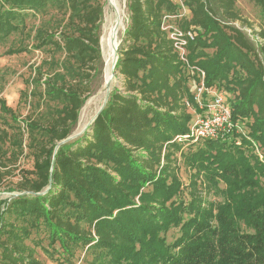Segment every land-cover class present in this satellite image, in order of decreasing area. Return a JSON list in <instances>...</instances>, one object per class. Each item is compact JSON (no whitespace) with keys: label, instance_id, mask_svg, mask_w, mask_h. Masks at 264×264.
I'll list each match as a JSON object with an SVG mask.
<instances>
[{"label":"trees","instance_id":"16d2710c","mask_svg":"<svg viewBox=\"0 0 264 264\" xmlns=\"http://www.w3.org/2000/svg\"><path fill=\"white\" fill-rule=\"evenodd\" d=\"M183 1L187 17L172 22L195 29L190 66L205 72L208 89L232 95L233 128L176 140L201 113L200 79L163 29L180 6L127 0L115 67L123 85L82 135L59 145L74 134L103 63L107 0H0V45L13 40L6 54H46L23 93L43 108L23 121L27 145L21 125L0 127V187L20 176L15 194L0 199V264H44L36 247L58 264H264V28L255 43L236 26V0ZM7 117L20 123L0 98ZM25 148L32 169L18 166Z\"/></svg>","mask_w":264,"mask_h":264},{"label":"rangeland","instance_id":"374dc122","mask_svg":"<svg viewBox=\"0 0 264 264\" xmlns=\"http://www.w3.org/2000/svg\"><path fill=\"white\" fill-rule=\"evenodd\" d=\"M175 1V0H174ZM116 4L123 11V25L119 30L117 36L118 50L124 44V32L126 30L128 24V10H127V0H115ZM113 9V10H112ZM236 9L240 13L242 17V21L235 22V25L241 28L244 32H246L249 37L256 43L258 40L256 38L257 34L264 28V9L256 6L253 0H236ZM112 13V14H111ZM114 14V15H113ZM111 15V16H110ZM107 16L109 18H107ZM113 18V19H112ZM108 20V21H107ZM116 20V14L114 8L110 5V2L107 0L104 7V16L101 25V50L103 55V63L99 65L98 72L94 76V79L91 83L90 90L91 96L83 106L78 125L72 135V140L82 135L84 129H88L95 118L96 114L105 103L108 95V91L113 89V87L118 86L122 87L123 78L122 76H116L117 73L114 72L115 78L110 85V89H107L105 86V77L107 70V61L105 58V48L102 45V39L107 35L109 28ZM243 21L248 22V25H243ZM110 24V25H109ZM250 25V26H249ZM110 26V27H109ZM108 27V28H107ZM13 40L11 39L10 43L6 45H0V98L6 100L7 105L14 109L17 113L20 123H14L11 121L9 117L0 118V127H7L6 121H10V123L15 125H21L24 129L25 133V141L24 146L28 143V133L23 124L24 119L29 115L38 114L43 108H38L35 104V100L32 97H26L27 91H31L32 86H28V81L32 79L34 75V67L41 64L43 59L46 58V54L41 50H30L29 52L8 55L6 52L11 47ZM105 50H104V49ZM194 85V81L190 82V86ZM29 89V90H28ZM197 90V85L193 86V91ZM215 92V91H214ZM220 91L218 94H222L225 99L227 97H232V95H227L226 92ZM216 93V92H215ZM213 93H211L212 95ZM211 95H207L205 99H209ZM193 113H195L193 111ZM196 119V114L194 115ZM18 166L20 168L32 169L33 168V159L29 154V150L25 148V154L18 160ZM16 177L7 178V181L4 182V185L0 187V199H8L13 196L15 193L10 192V188L13 183H16L20 176L19 170H16ZM181 178L184 184H188V172L185 169L181 171ZM10 187V188H9ZM182 198L187 197V189H185ZM179 236L178 229H172L168 235V242L172 243ZM28 244L34 245L30 240L27 242ZM45 247L47 245L46 242L43 244ZM36 258L43 262L44 264H58L55 260L50 259L41 247H36ZM83 259V255L81 256Z\"/></svg>","mask_w":264,"mask_h":264},{"label":"built area","instance_id":"2783aa9c","mask_svg":"<svg viewBox=\"0 0 264 264\" xmlns=\"http://www.w3.org/2000/svg\"><path fill=\"white\" fill-rule=\"evenodd\" d=\"M175 2L179 4L180 12L177 16H166L163 29L169 33V38L174 42L175 51L186 69L196 73L200 79L194 95L198 108L201 110V113L196 114V119L194 118L189 133L177 136L176 140L178 142L191 141L197 143L202 140L217 139L223 137L233 128L231 109L222 94L215 93V90L208 89L204 85L205 72L197 67L190 66L189 46L195 40L196 31L193 27L184 28L172 22L175 19L187 17L189 12L183 0H175ZM211 93L213 94L211 95ZM206 95H211V97L205 99ZM255 147L256 152L262 158L259 148L256 145Z\"/></svg>","mask_w":264,"mask_h":264},{"label":"bare ground","instance_id":"6f19581e","mask_svg":"<svg viewBox=\"0 0 264 264\" xmlns=\"http://www.w3.org/2000/svg\"><path fill=\"white\" fill-rule=\"evenodd\" d=\"M117 4L115 0H110V5L115 10L116 20L112 25L109 24L111 27L109 26L110 28L109 30H107L108 31L107 35L105 36V38L102 39V45L106 49L105 50L103 48L105 50V58L107 61V70H106V77H105V86L107 89H110V85L113 82V79L115 78V76H113V61H114V55H115V47H118L117 36H118L120 28L123 25V11L121 10V8H119ZM107 18L109 17L107 16Z\"/></svg>","mask_w":264,"mask_h":264},{"label":"water","instance_id":"95a60500","mask_svg":"<svg viewBox=\"0 0 264 264\" xmlns=\"http://www.w3.org/2000/svg\"><path fill=\"white\" fill-rule=\"evenodd\" d=\"M110 2V0H108ZM118 48L115 47V55H114V61H113V76H115L114 72H115V67L118 61ZM111 90L108 91V95H107V99L105 101V103L102 105V107L100 108V110L98 111V113L96 114L95 118L93 119V122L96 120V118L99 116V114L101 113V111L104 109L105 105L107 104L108 100H109V95H110ZM87 129H84L82 133H84ZM73 137H70L64 141H62L59 145L64 144L66 142H68L69 140H71ZM58 148V147H57ZM56 148V150H57Z\"/></svg>","mask_w":264,"mask_h":264}]
</instances>
